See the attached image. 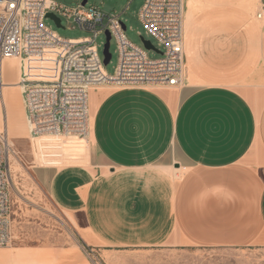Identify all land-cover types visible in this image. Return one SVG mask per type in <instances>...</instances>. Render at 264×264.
<instances>
[{
  "label": "crops",
  "instance_id": "0c3cea01",
  "mask_svg": "<svg viewBox=\"0 0 264 264\" xmlns=\"http://www.w3.org/2000/svg\"><path fill=\"white\" fill-rule=\"evenodd\" d=\"M202 1L258 3L183 0L184 24ZM246 40L232 37L228 52L189 48L190 83L178 89L90 88L91 126L86 140L76 138L85 140L84 164L39 171L51 202L74 222L73 244L0 248V264H92L89 255L119 249L264 246V37L258 56L237 46ZM257 59L260 70L251 69ZM195 75L221 81L199 85ZM18 77L2 84L10 88Z\"/></svg>",
  "mask_w": 264,
  "mask_h": 264
},
{
  "label": "built area",
  "instance_id": "2783aa9c",
  "mask_svg": "<svg viewBox=\"0 0 264 264\" xmlns=\"http://www.w3.org/2000/svg\"><path fill=\"white\" fill-rule=\"evenodd\" d=\"M47 13L72 22L90 35L63 38L43 23ZM255 19H264V0H258ZM138 19L145 33L161 47L158 58L128 41L118 16L94 5L74 6L54 0H0V86L3 62L14 58L30 70L18 84L30 137L88 135V91L100 85L126 88L183 85V0H144ZM110 33L118 60L113 74L104 69L95 39ZM104 44V43H103ZM35 75L31 76L30 74ZM16 155L6 131L0 130V248L13 244L9 157Z\"/></svg>",
  "mask_w": 264,
  "mask_h": 264
},
{
  "label": "rangeland",
  "instance_id": "374dc122",
  "mask_svg": "<svg viewBox=\"0 0 264 264\" xmlns=\"http://www.w3.org/2000/svg\"><path fill=\"white\" fill-rule=\"evenodd\" d=\"M68 6H74L76 0H54ZM81 1V0H78ZM144 0H87L86 6L94 5L106 14L118 16L125 26L124 35L128 41L136 46L143 47L142 39L149 40L157 49L161 50L157 41L145 33L144 27L138 19V11ZM197 10H193L184 24L183 42L184 53L190 59L189 48L196 52L208 51L228 52L231 46L230 40L234 36H244L246 41L237 45L243 49L260 53L261 40L264 37V19L257 20L254 17L258 3L234 4L230 1L223 2L221 6L211 3L199 2ZM128 4V8L125 7ZM185 19V14L183 15ZM62 27H57L55 22L46 17L43 23L56 31L63 38H78L90 35L89 32L76 27L72 22L61 19ZM192 39L197 43H192ZM215 39V40H214ZM209 41V42H208ZM105 35L100 34L96 39L98 55L102 56ZM212 42V43H210ZM110 61L104 65L108 74H113L118 60L116 42L110 39ZM149 58H158L161 54L148 50ZM20 63L18 59L8 61L3 68V82L16 80ZM228 69V60L221 61ZM251 69L260 70V59L251 61ZM17 66V67H16ZM188 63V67H189ZM187 65H183V84L187 80ZM195 84L211 85L220 83V78L201 77L195 75ZM219 80L218 83L214 80ZM190 83V82H189ZM7 91L6 110L2 106L0 111V130L6 125L9 141L16 152L9 179V195L11 200V231L13 244H46L54 246H71L75 240L72 232L74 222L70 215L58 210L51 202L48 193L40 183L39 172L41 168L50 166L63 168L70 165H82L85 155V140L80 146L75 144L55 148L52 144L56 136H44L40 140L45 141L46 153L42 156L39 165L36 161L37 153L33 148L32 139L29 137L22 96L16 87H10ZM5 118V120H4ZM90 121V120H89ZM79 162V163H77ZM74 163V164H71ZM21 166V167H20ZM173 168L169 169L172 174ZM179 172V176H180ZM30 174V175H29ZM174 176V175H173ZM178 176V177H179ZM175 177V176H174ZM175 177V178H178ZM14 230V231H13ZM11 246V247H12ZM67 255L72 256V253ZM92 264H264V246H189L181 248H141L119 249L108 252H95L88 256ZM72 259V257H71Z\"/></svg>",
  "mask_w": 264,
  "mask_h": 264
},
{
  "label": "bare ground",
  "instance_id": "6f19581e",
  "mask_svg": "<svg viewBox=\"0 0 264 264\" xmlns=\"http://www.w3.org/2000/svg\"><path fill=\"white\" fill-rule=\"evenodd\" d=\"M184 26V25H183ZM5 60H15L14 58H8V59H5ZM4 60V61H5ZM4 63V62H3ZM18 67H19V77H18V80L19 78H24L25 77V73L30 70L29 67L26 65V63L24 62H20L18 64ZM32 73V72H31ZM31 76L35 75L34 73L30 74ZM2 86H0V102L2 104V106H4V109L6 110V107H7V87L5 84H1ZM13 87H16L17 90L19 91V93L21 94L22 92V89L23 87L21 85L18 84V81L16 83H14L12 85ZM109 86V85H108ZM94 88V87H92ZM26 120V118H25ZM89 123H88V127L91 126V117L89 115ZM27 125V124H26ZM3 129L6 131V133H8V128H7V120H6V125L4 126L3 125ZM30 137V135H29ZM32 142H33V148L35 149V152L37 153V158H36V161L38 164H40V160L42 159V156H44V154L46 153V145H45V141H42L40 139H37V138H32ZM77 137H74V136H71V135H67V136H63V135H57L56 137H54V140L52 141V144L55 148H60L62 146H65V145H71V144H75V146H80L82 141L79 142L77 139ZM18 162V159L15 158V156L11 155L9 157V169H10V172H11V168H12V164L13 162ZM21 167V166H20ZM173 175L175 177H178L179 176V173H178V170L176 169H173L172 171ZM30 175V174H29ZM12 224V223H11ZM14 231V230H13ZM25 261V260H24ZM26 263V262H24ZM23 264V263H22ZM28 264V263H27Z\"/></svg>",
  "mask_w": 264,
  "mask_h": 264
},
{
  "label": "water",
  "instance_id": "95a60500",
  "mask_svg": "<svg viewBox=\"0 0 264 264\" xmlns=\"http://www.w3.org/2000/svg\"><path fill=\"white\" fill-rule=\"evenodd\" d=\"M87 0H81L80 3L82 6H84L86 4ZM46 17L51 18L57 27H62V25L60 24V20L57 16H55L52 13H47ZM105 35V42L103 44V49H102V56H103V64L106 65L111 58V54L109 52V45H110V33L108 31L104 32ZM142 39V43H143V47L147 50H153L159 54H161V51L159 49H157L149 40H145L143 38Z\"/></svg>",
  "mask_w": 264,
  "mask_h": 264
}]
</instances>
